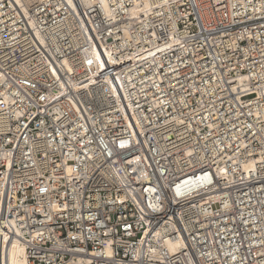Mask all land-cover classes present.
<instances>
[{
    "label": "built area",
    "instance_id": "obj_1",
    "mask_svg": "<svg viewBox=\"0 0 264 264\" xmlns=\"http://www.w3.org/2000/svg\"><path fill=\"white\" fill-rule=\"evenodd\" d=\"M100 1L0 0V248L264 264V0Z\"/></svg>",
    "mask_w": 264,
    "mask_h": 264
},
{
    "label": "bare ground",
    "instance_id": "obj_2",
    "mask_svg": "<svg viewBox=\"0 0 264 264\" xmlns=\"http://www.w3.org/2000/svg\"><path fill=\"white\" fill-rule=\"evenodd\" d=\"M67 1L73 8H75L74 4L72 3V0ZM96 1L98 0H83V3L85 6H90V4ZM100 3L102 6H105L106 0H101ZM148 8L149 3L146 0L140 1L132 6L130 13L132 16L137 17L144 10H146L147 14ZM67 66L70 68L69 64H67ZM221 170L224 171L223 168H221ZM169 246L172 250L176 248L172 243H169ZM0 262V264H27L25 246L12 236H8L6 240L2 242L0 248Z\"/></svg>",
    "mask_w": 264,
    "mask_h": 264
}]
</instances>
